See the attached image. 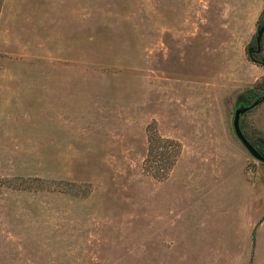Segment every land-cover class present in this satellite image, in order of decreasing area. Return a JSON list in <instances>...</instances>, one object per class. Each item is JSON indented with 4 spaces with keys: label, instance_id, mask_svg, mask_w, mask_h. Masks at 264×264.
<instances>
[{
    "label": "rangeland",
    "instance_id": "1",
    "mask_svg": "<svg viewBox=\"0 0 264 264\" xmlns=\"http://www.w3.org/2000/svg\"><path fill=\"white\" fill-rule=\"evenodd\" d=\"M262 8L0 0V264H264Z\"/></svg>",
    "mask_w": 264,
    "mask_h": 264
},
{
    "label": "water",
    "instance_id": "2",
    "mask_svg": "<svg viewBox=\"0 0 264 264\" xmlns=\"http://www.w3.org/2000/svg\"><path fill=\"white\" fill-rule=\"evenodd\" d=\"M263 30H264V26H261V27L257 26V29L255 31V40H256V43L258 45V48L260 45V40L262 37ZM263 62H264V60H263ZM263 98H264V93L262 95H260L258 98H256L255 100H253L250 104L238 105L235 108L234 113H233L232 125H233V129H234L236 135L239 137V139L242 141V143L246 146V148L249 150V152L252 155H254L255 157L264 161V155L245 136V134L243 133V131L240 128V123H239L241 113H243L245 110H247L248 108H250L253 105H255L256 103H258Z\"/></svg>",
    "mask_w": 264,
    "mask_h": 264
},
{
    "label": "trees",
    "instance_id": "3",
    "mask_svg": "<svg viewBox=\"0 0 264 264\" xmlns=\"http://www.w3.org/2000/svg\"><path fill=\"white\" fill-rule=\"evenodd\" d=\"M257 26L258 27H261V26H264V8L261 9L259 15H258V18H257ZM263 36H264V30H263V33H262V37H261V40H260V45H259V48L258 49H252L250 47L247 48V53H248V56L250 59H252L253 61L255 62H258L260 64H264L263 60H264V55L261 57V58H258L256 55H255V52L257 50H262V39H263Z\"/></svg>",
    "mask_w": 264,
    "mask_h": 264
},
{
    "label": "flooded vegetation",
    "instance_id": "4",
    "mask_svg": "<svg viewBox=\"0 0 264 264\" xmlns=\"http://www.w3.org/2000/svg\"><path fill=\"white\" fill-rule=\"evenodd\" d=\"M249 47L252 48V49H255V50L258 49V45H257V44H255V45H254V44L249 45ZM259 52H260V50H257V51L255 52V55H256L257 53H259Z\"/></svg>",
    "mask_w": 264,
    "mask_h": 264
}]
</instances>
